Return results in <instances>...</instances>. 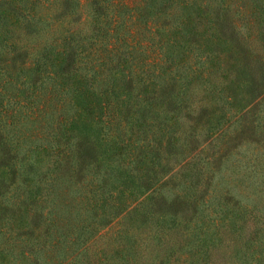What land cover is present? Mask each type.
<instances>
[{
    "label": "trees",
    "instance_id": "16d2710c",
    "mask_svg": "<svg viewBox=\"0 0 264 264\" xmlns=\"http://www.w3.org/2000/svg\"><path fill=\"white\" fill-rule=\"evenodd\" d=\"M262 94L264 0H0V264H264Z\"/></svg>",
    "mask_w": 264,
    "mask_h": 264
},
{
    "label": "rangeland",
    "instance_id": "374dc122",
    "mask_svg": "<svg viewBox=\"0 0 264 264\" xmlns=\"http://www.w3.org/2000/svg\"><path fill=\"white\" fill-rule=\"evenodd\" d=\"M263 96H264V94L261 95L262 103L260 104V112L262 114L264 112V97ZM259 151L260 152H258V155H257V158H259L258 159V163H259L258 170L259 171H258L257 175H259L258 179L260 180L259 181L260 184L258 186L256 185L255 189L258 191V194L257 195L255 194V195L257 196V198L259 200V205L264 207V140L259 145ZM233 175H235V174H233ZM240 181L241 180L238 178V179H236L235 182H239L240 185L244 187L243 191L246 192L248 189L245 187L246 184H243ZM251 189H252V187H251Z\"/></svg>",
    "mask_w": 264,
    "mask_h": 264
}]
</instances>
